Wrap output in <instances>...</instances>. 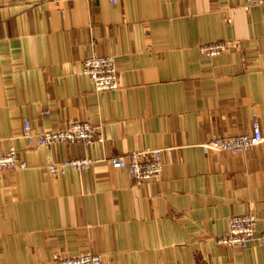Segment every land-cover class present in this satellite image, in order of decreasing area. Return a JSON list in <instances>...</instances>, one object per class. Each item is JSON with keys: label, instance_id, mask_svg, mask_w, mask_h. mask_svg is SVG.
<instances>
[{"label": "crops", "instance_id": "1", "mask_svg": "<svg viewBox=\"0 0 264 264\" xmlns=\"http://www.w3.org/2000/svg\"><path fill=\"white\" fill-rule=\"evenodd\" d=\"M0 0V264H54L92 250L104 264H264V245H219L229 218L264 231V141L209 152L211 136L264 135V5L247 0ZM232 40L218 56L199 45ZM116 58L120 88L97 91L91 55ZM35 131L90 120L103 142L29 148ZM163 149L158 179L137 184L99 162L53 175L65 159Z\"/></svg>", "mask_w": 264, "mask_h": 264}, {"label": "built area", "instance_id": "2", "mask_svg": "<svg viewBox=\"0 0 264 264\" xmlns=\"http://www.w3.org/2000/svg\"><path fill=\"white\" fill-rule=\"evenodd\" d=\"M116 4L117 0H111ZM264 5V0H247V7ZM240 48L236 41L220 40L199 45L201 54L207 57L218 56L233 49ZM84 73L88 75L97 91H113L120 88V72L116 58L112 55H91L84 59ZM22 137L28 141L29 148L43 147L55 143L93 145L103 142L104 137L100 127L90 120L71 121L66 127L58 130L37 132L29 119L24 121ZM264 141L261 124L258 119L253 122L252 133L238 135L211 136L203 143L209 152L228 151L241 153L251 150ZM163 149L147 148L128 151L123 154H112L101 159L91 157L65 159L49 165L53 175L66 174L69 170L80 173L91 169L99 162H108L117 169H125L135 183L141 184L151 179H158L164 170ZM27 161L20 157L17 148L12 145L7 151L0 152V171L6 169H25ZM258 215L251 209L248 213L233 215L229 218V230L226 234L215 238L219 245L246 248L252 243L264 245V231L257 229ZM54 264H104L101 253L88 250L80 254L55 253Z\"/></svg>", "mask_w": 264, "mask_h": 264}]
</instances>
